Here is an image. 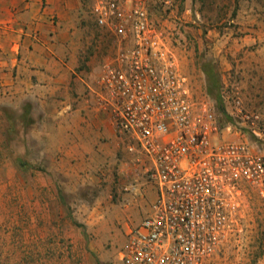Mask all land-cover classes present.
Wrapping results in <instances>:
<instances>
[{"label": "rangeland", "instance_id": "1", "mask_svg": "<svg viewBox=\"0 0 264 264\" xmlns=\"http://www.w3.org/2000/svg\"><path fill=\"white\" fill-rule=\"evenodd\" d=\"M93 53L104 48L90 20ZM195 98L208 102L225 139L264 156V0H146ZM95 40V41H94ZM94 41V42H93ZM83 63L81 69L88 68ZM31 104L0 101V264H121L127 233L154 199L142 172L116 147L92 168L46 166L31 141ZM252 194L253 198L250 197ZM233 225L202 264H264V204L244 184L233 194Z\"/></svg>", "mask_w": 264, "mask_h": 264}, {"label": "built area", "instance_id": "2", "mask_svg": "<svg viewBox=\"0 0 264 264\" xmlns=\"http://www.w3.org/2000/svg\"><path fill=\"white\" fill-rule=\"evenodd\" d=\"M88 1L104 48L86 101L110 120L118 148L154 194L126 235L121 264H202L231 230L234 193L248 184L264 204V156L224 138L231 127L197 101L146 0Z\"/></svg>", "mask_w": 264, "mask_h": 264}, {"label": "crops", "instance_id": "3", "mask_svg": "<svg viewBox=\"0 0 264 264\" xmlns=\"http://www.w3.org/2000/svg\"><path fill=\"white\" fill-rule=\"evenodd\" d=\"M87 3L0 0V101H29L31 141L46 152V166L78 176L118 147L110 120L85 98L101 58L84 42Z\"/></svg>", "mask_w": 264, "mask_h": 264}, {"label": "trees", "instance_id": "4", "mask_svg": "<svg viewBox=\"0 0 264 264\" xmlns=\"http://www.w3.org/2000/svg\"><path fill=\"white\" fill-rule=\"evenodd\" d=\"M250 197H252V198H253L252 194H250Z\"/></svg>", "mask_w": 264, "mask_h": 264}]
</instances>
